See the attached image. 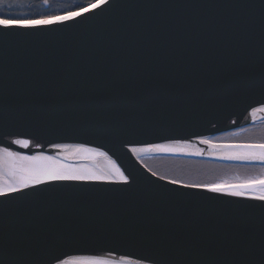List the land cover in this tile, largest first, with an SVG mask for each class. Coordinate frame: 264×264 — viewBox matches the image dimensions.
Here are the masks:
<instances>
[{
    "label": "snow or ice",
    "instance_id": "6c2138e0",
    "mask_svg": "<svg viewBox=\"0 0 264 264\" xmlns=\"http://www.w3.org/2000/svg\"><path fill=\"white\" fill-rule=\"evenodd\" d=\"M23 6L0 0V121L26 124L23 134L33 137L95 130L109 142L53 143L57 155L0 148V264H264V174L200 179L148 168L146 177L113 158L124 149L142 163L154 153L204 155L193 141L164 132L163 142L134 146L130 133L183 126L218 111L225 98L258 94L261 107L250 115L264 112V0H86L63 13L13 11ZM166 9L227 14L155 16ZM197 139L219 159L264 164V139ZM91 184L118 187H81ZM68 190L118 194L120 202L103 209L115 228H56L60 210L29 203ZM129 238L143 249L135 260L63 251Z\"/></svg>",
    "mask_w": 264,
    "mask_h": 264
},
{
    "label": "water",
    "instance_id": "95a60500",
    "mask_svg": "<svg viewBox=\"0 0 264 264\" xmlns=\"http://www.w3.org/2000/svg\"><path fill=\"white\" fill-rule=\"evenodd\" d=\"M124 2V0H117V3ZM141 2H167V3H186L195 2V0H141ZM225 10L209 9H166L157 10L156 17L172 16L173 18H191L196 16L201 17H221L226 15ZM258 94L246 96L238 101H230L225 98L222 107L213 112L211 115L193 119L180 127H165L162 129L133 131L130 133L132 139L136 141L134 146H141L145 142H163L157 139V136L162 132L169 135L176 136V138H185L193 141L198 147L205 150V154L201 156L186 155V154H164L154 153L150 156H168V157H182L188 159L212 161L227 164L239 165H262L261 162L253 161H229L219 159L215 156L209 155V149L206 145L198 143L197 137L212 139L213 137L234 130L252 126L264 122V112H257L255 117L250 114L253 108L261 107ZM28 126L26 124H5L0 121V148L8 147L10 151L20 152L22 155H36L41 152L49 155H57L58 150L51 147L53 143L78 144L86 143L91 147H98L102 143L107 144L109 137L101 132L95 130H83L79 132H69L64 134L48 133L36 137L32 135H25ZM15 139H28L30 141L28 147H23L12 143ZM213 140V139H212ZM219 142V141H217ZM231 143V142H221ZM242 143V142H237ZM248 143V142H244ZM37 145H40L37 147ZM107 150V149H104ZM62 155V153H61ZM148 157V156H147ZM117 159L123 168L142 173L146 177H150L148 166L136 159L135 155L127 149H124L123 154L117 153L113 157ZM72 162H78L74 157H69ZM152 179H156L152 177ZM159 183H165L159 181ZM84 188L103 189L110 187H118L116 185L106 184H91L82 185ZM137 190L142 189L137 185ZM231 199V198H227ZM119 203V196L115 193L104 192H79L74 193L71 190L57 191L54 195L48 196L46 199L29 201L30 204L41 206V210H60L61 215L54 217V227L56 228H73L83 232H103L104 230H112L115 225L112 221L103 217V209L105 203ZM122 227H124L122 225ZM90 248L93 251H80L82 248ZM141 245L134 239L111 240L105 239L103 242L82 245V244H66L63 251L67 256L83 255V254H106L112 251L115 256L128 255L135 260L137 255L142 252ZM67 258V257H64ZM0 259H3L0 254Z\"/></svg>",
    "mask_w": 264,
    "mask_h": 264
},
{
    "label": "trees",
    "instance_id": "16d2710c",
    "mask_svg": "<svg viewBox=\"0 0 264 264\" xmlns=\"http://www.w3.org/2000/svg\"><path fill=\"white\" fill-rule=\"evenodd\" d=\"M86 3V0H50L48 5H42L41 0H25V6L13 11L29 15L63 13ZM3 11H7L4 6ZM264 132V122L250 126ZM147 165L160 174L189 175L200 179H218L234 177L258 176L264 174V166L227 164L212 161L188 159L182 157L153 156L147 158ZM216 174H211L216 171Z\"/></svg>",
    "mask_w": 264,
    "mask_h": 264
},
{
    "label": "rangeland",
    "instance_id": "374dc122",
    "mask_svg": "<svg viewBox=\"0 0 264 264\" xmlns=\"http://www.w3.org/2000/svg\"><path fill=\"white\" fill-rule=\"evenodd\" d=\"M233 133H238V135H232ZM219 142H254L264 139V132L257 129H248L239 132H228L217 135L212 138ZM216 171H212L211 174H216ZM234 176H229L227 178H232Z\"/></svg>",
    "mask_w": 264,
    "mask_h": 264
},
{
    "label": "bare ground",
    "instance_id": "6f19581e",
    "mask_svg": "<svg viewBox=\"0 0 264 264\" xmlns=\"http://www.w3.org/2000/svg\"><path fill=\"white\" fill-rule=\"evenodd\" d=\"M261 123H263V122H261ZM261 123H258V124H255V125H259V124H261ZM252 126H254V125H252ZM250 126H248V127H245V128H242L243 130H248V128H249ZM242 129H240V130H234V131H229V132H239V131H242ZM226 133H228V132H226ZM242 143H244V142H242ZM47 155H49V154H47ZM148 157H150V156H148ZM148 157H145L146 159L148 158ZM79 162V161H78ZM73 163H77V162H73ZM260 166H262V165H260Z\"/></svg>",
    "mask_w": 264,
    "mask_h": 264
}]
</instances>
